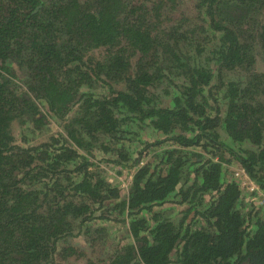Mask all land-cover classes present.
Segmentation results:
<instances>
[{"label":"trees","instance_id":"trees-1","mask_svg":"<svg viewBox=\"0 0 264 264\" xmlns=\"http://www.w3.org/2000/svg\"><path fill=\"white\" fill-rule=\"evenodd\" d=\"M185 1L0 0V264H264V0Z\"/></svg>","mask_w":264,"mask_h":264},{"label":"rangeland","instance_id":"rangeland-1","mask_svg":"<svg viewBox=\"0 0 264 264\" xmlns=\"http://www.w3.org/2000/svg\"><path fill=\"white\" fill-rule=\"evenodd\" d=\"M132 1H134V4H136V5H138V4L147 5L149 7V10H150L153 7V3L156 0H132ZM190 2H191V0H186L184 3V7L187 6V3L190 4ZM187 13H189V10L186 11L185 16L187 15ZM98 52L99 51H94V54L97 56ZM257 62H258L257 63L258 70L263 71L262 64L260 63L259 60ZM14 69L16 70L17 74L20 76L18 68L14 67ZM231 77H232V74L227 75V78H231ZM91 80H92L91 86L90 87L86 86L83 88V90L85 92H88V93L93 94L94 96H97V95H101V94L105 93L108 90L107 84L100 83L99 81L96 82L94 78H92ZM157 96L160 98L159 100L162 102V105H164V106L168 105V103L170 101V97H163V91L157 90ZM57 128H58V122L51 119V118H50V123L47 126L43 127L42 130L40 132H37V133L31 131V129L29 127H28V129H25V127L21 128V129L18 127H15L14 133H15V137H16V143L18 144L20 142V140L23 138V136H25V137H28L27 140L33 144L34 142L41 141V140L45 139L48 135H50L52 132H54ZM155 137H156L155 135L150 136V132H148V131L141 133L140 136L137 137V139L139 138V140L137 141V139H136L135 143L133 144V147L130 150L133 158L135 159L138 157V153L143 149V147H144L143 144L146 141L151 142L153 139H155ZM151 138H152V140H150ZM157 139H158V136H157ZM141 142H143V143H141ZM104 153L105 152H103V151H101L95 147V151L93 152V155H92L93 158H91L92 162L96 163L100 169L106 171V175L108 176V180L110 182H114V178L123 181L124 185L122 187L124 188V191H125V187L127 185L125 178L128 177V175H129V177L132 176L133 173L135 172V170L126 168L121 172L120 175H117V171H119L120 169L117 166H114L112 163H110L109 161L112 160V158H110V156H108ZM236 168L231 167V169H229L227 171L228 179L234 178L233 177V171ZM128 180H129V178L127 179V181ZM257 210H258L257 212L264 214V209H257ZM124 235H125L124 229L122 227H116L115 226L113 228L112 237H111V240L109 241V244L120 243V241L123 239ZM71 243L73 245L85 247L84 241L80 237L72 239ZM94 250H95V253L92 256V259L95 261L98 258V256L96 255V252L100 251V249L98 247H95ZM69 259L70 260L67 261V264H84L82 261H75L74 260L75 256L73 258H69Z\"/></svg>","mask_w":264,"mask_h":264},{"label":"built area","instance_id":"built-area-1","mask_svg":"<svg viewBox=\"0 0 264 264\" xmlns=\"http://www.w3.org/2000/svg\"><path fill=\"white\" fill-rule=\"evenodd\" d=\"M233 177L239 189L245 192L249 204L257 209H264V190L250 180L246 172L239 167L233 171Z\"/></svg>","mask_w":264,"mask_h":264},{"label":"flooded vegetation","instance_id":"flooded-vegetation-1","mask_svg":"<svg viewBox=\"0 0 264 264\" xmlns=\"http://www.w3.org/2000/svg\"><path fill=\"white\" fill-rule=\"evenodd\" d=\"M119 168V167H118ZM120 169V168H119ZM121 170V169H120ZM129 178V177H128Z\"/></svg>","mask_w":264,"mask_h":264}]
</instances>
